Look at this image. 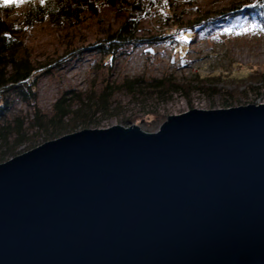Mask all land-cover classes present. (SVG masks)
<instances>
[{
    "label": "water",
    "instance_id": "obj_1",
    "mask_svg": "<svg viewBox=\"0 0 264 264\" xmlns=\"http://www.w3.org/2000/svg\"><path fill=\"white\" fill-rule=\"evenodd\" d=\"M0 264H264V102L84 128L1 162Z\"/></svg>",
    "mask_w": 264,
    "mask_h": 264
},
{
    "label": "rangeland",
    "instance_id": "obj_2",
    "mask_svg": "<svg viewBox=\"0 0 264 264\" xmlns=\"http://www.w3.org/2000/svg\"><path fill=\"white\" fill-rule=\"evenodd\" d=\"M46 1L0 0L1 16L15 31L23 30L19 38L39 72L36 100L7 93L10 109L0 129L8 125L10 132L0 136V163L84 128L135 124L155 132L169 115L192 108L264 102V19L243 9L218 13L240 0H139L145 10L132 16L136 39L113 57L96 42L121 26L131 6L92 0L96 9H85L78 21L44 17L27 28L25 12ZM202 14L209 21L178 33L179 23L185 28ZM154 79H164L167 87H147ZM105 90L112 92L107 100ZM59 100L69 114L50 122Z\"/></svg>",
    "mask_w": 264,
    "mask_h": 264
},
{
    "label": "trees",
    "instance_id": "obj_3",
    "mask_svg": "<svg viewBox=\"0 0 264 264\" xmlns=\"http://www.w3.org/2000/svg\"><path fill=\"white\" fill-rule=\"evenodd\" d=\"M110 7L119 8L124 5L131 6L130 14L123 21L121 26L108 34L105 38L99 39L96 42V46L103 54L113 57L116 51H118L124 45L133 43L135 38V29L132 27L134 14L140 15L145 8L140 4L139 0H105ZM4 9L0 5V120L6 118L9 111V96L8 92L11 90L20 94L24 99L34 101L37 98L36 85L39 78V72L37 67L33 64L30 56L25 53L26 50L23 45V41L20 40L19 34L23 30L12 29V24L7 22L2 16L1 12ZM85 9L94 11L95 3L92 0H47L44 3H35L25 12V18L23 22L26 27L29 28L40 18L49 17L55 22L61 20L64 21H78ZM243 9L250 13H258L264 19V0H240L239 2L232 4L231 6L220 10V14L230 13L233 10ZM208 14H202L196 18L187 22L186 27L183 28L179 23L177 29L178 33L192 32V30L199 29L204 22L209 21ZM20 32V33H19ZM172 37V33H168L166 38ZM134 82V81H133ZM129 83V87H135L134 85L142 83L138 81L136 84ZM136 82V81H135ZM169 85V84H168ZM174 89L178 90L176 83L171 84ZM156 88L158 91L167 87V83L164 79L152 80L147 87ZM104 100H107L112 95V92H103ZM65 100H59L55 104V114L50 118V122L56 120L62 121L68 116V108ZM148 127H150L148 125ZM10 132V128L7 125L4 129H0V136L7 137ZM17 143L14 148H17Z\"/></svg>",
    "mask_w": 264,
    "mask_h": 264
},
{
    "label": "snow or ice",
    "instance_id": "obj_4",
    "mask_svg": "<svg viewBox=\"0 0 264 264\" xmlns=\"http://www.w3.org/2000/svg\"><path fill=\"white\" fill-rule=\"evenodd\" d=\"M10 2H12V0H5V3H10ZM253 27H255V26H253ZM250 29H248V28H245L244 29V31H249Z\"/></svg>",
    "mask_w": 264,
    "mask_h": 264
}]
</instances>
